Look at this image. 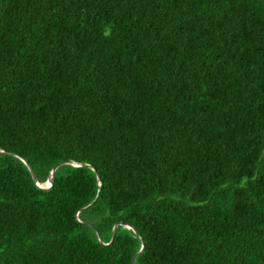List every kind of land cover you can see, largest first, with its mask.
Wrapping results in <instances>:
<instances>
[{
  "label": "trees",
  "instance_id": "16d2710c",
  "mask_svg": "<svg viewBox=\"0 0 264 264\" xmlns=\"http://www.w3.org/2000/svg\"><path fill=\"white\" fill-rule=\"evenodd\" d=\"M0 149V264H264V0H0Z\"/></svg>",
  "mask_w": 264,
  "mask_h": 264
},
{
  "label": "water",
  "instance_id": "95a60500",
  "mask_svg": "<svg viewBox=\"0 0 264 264\" xmlns=\"http://www.w3.org/2000/svg\"><path fill=\"white\" fill-rule=\"evenodd\" d=\"M0 153H5V152H4L3 150L0 149ZM18 158L24 163V165H25L26 168L28 169V172H29V174H30V177H31V179L34 181L35 185H36L37 187L41 188V189H47V188L50 186V184H51V179H52V175H53V171L55 170V168H56L57 166H59V165H61V164H70V165H74V166H76V165H86V166L90 167V166L87 165V164H84V163H78V164H76V163H74V162H72V161H70V160L59 161V162H57L56 164H54V165L51 167V169L49 170L48 175H47L45 181H43L42 183H39V182L36 181L35 176H34V174H33V171H32V169L30 168V166L28 165V163H27L23 158H21V157H18ZM90 168H91V167H90ZM95 176H96V178H97V175H95ZM86 206H87V205H86ZM86 206H84V207H86ZM117 224H120V223H119V222H115V223L112 225V228H111V234H110V238H109L108 242H105V243H102V244L106 245V244H108V243L111 242V240H112V238H113V235H114V232H115V227H116ZM124 226H125L126 228H129L130 230L134 231L133 228H132V226H130V225H128V224H126V225H124ZM95 233H96L97 239H99V234H98V232L95 231ZM141 248H142V244L140 245L139 249L135 252V254H133V256H132V258H131V260H130V264H132L135 255H136L137 253H139V251L141 250Z\"/></svg>",
  "mask_w": 264,
  "mask_h": 264
}]
</instances>
